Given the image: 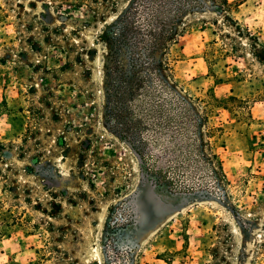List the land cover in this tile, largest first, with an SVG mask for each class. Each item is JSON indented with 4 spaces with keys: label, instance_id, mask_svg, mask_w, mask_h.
Returning <instances> with one entry per match:
<instances>
[{
    "label": "rangeland",
    "instance_id": "rangeland-1",
    "mask_svg": "<svg viewBox=\"0 0 264 264\" xmlns=\"http://www.w3.org/2000/svg\"><path fill=\"white\" fill-rule=\"evenodd\" d=\"M128 1L0 0V264H264V0H202L170 47L204 125L175 186L109 101L101 36ZM169 136L158 168L185 152Z\"/></svg>",
    "mask_w": 264,
    "mask_h": 264
},
{
    "label": "trees",
    "instance_id": "trees-1",
    "mask_svg": "<svg viewBox=\"0 0 264 264\" xmlns=\"http://www.w3.org/2000/svg\"><path fill=\"white\" fill-rule=\"evenodd\" d=\"M213 2L212 8L218 14L226 13L230 7L228 0ZM205 9L202 0H129L101 36L115 58V68L107 75L112 112H118L128 139L159 185L175 186L199 166L196 146L203 137L204 125L192 100L179 92L170 47L179 43L187 18ZM121 55L128 61L126 69L118 68ZM211 96L218 104L223 103L214 93ZM165 136L186 148L180 153L181 161H175V155L168 166L158 168L155 152L168 147ZM207 163V177L214 181L215 166L211 159Z\"/></svg>",
    "mask_w": 264,
    "mask_h": 264
},
{
    "label": "water",
    "instance_id": "water-1",
    "mask_svg": "<svg viewBox=\"0 0 264 264\" xmlns=\"http://www.w3.org/2000/svg\"><path fill=\"white\" fill-rule=\"evenodd\" d=\"M137 156H138V158H139V160H140L141 164H143V161H142V158H141V156H140L139 154H137Z\"/></svg>",
    "mask_w": 264,
    "mask_h": 264
},
{
    "label": "flooded vegetation",
    "instance_id": "flooded-vegetation-1",
    "mask_svg": "<svg viewBox=\"0 0 264 264\" xmlns=\"http://www.w3.org/2000/svg\"><path fill=\"white\" fill-rule=\"evenodd\" d=\"M159 185L158 182H156V186Z\"/></svg>",
    "mask_w": 264,
    "mask_h": 264
}]
</instances>
